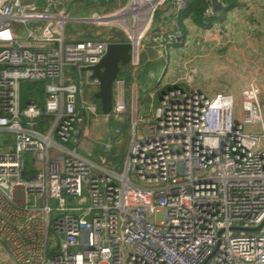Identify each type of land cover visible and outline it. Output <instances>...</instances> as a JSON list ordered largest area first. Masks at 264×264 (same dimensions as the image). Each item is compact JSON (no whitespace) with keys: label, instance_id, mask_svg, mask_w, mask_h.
<instances>
[{"label":"built area","instance_id":"built-area-1","mask_svg":"<svg viewBox=\"0 0 264 264\" xmlns=\"http://www.w3.org/2000/svg\"><path fill=\"white\" fill-rule=\"evenodd\" d=\"M44 2L0 0V246L12 264H264V123L254 87L242 89L238 119L234 95L191 86L192 68L158 79L157 105H138L140 56L149 60L152 47L168 57L185 42L186 0H125L81 19L111 33L76 40L68 0ZM110 42L130 43L133 81L127 100L116 79L102 114L91 98L99 80L86 67ZM24 80L43 82V95L30 84L19 109ZM127 106L130 138L116 170L92 156L87 130Z\"/></svg>","mask_w":264,"mask_h":264},{"label":"crops","instance_id":"crops-1","mask_svg":"<svg viewBox=\"0 0 264 264\" xmlns=\"http://www.w3.org/2000/svg\"><path fill=\"white\" fill-rule=\"evenodd\" d=\"M34 1L39 6L45 3L44 0ZM124 1L125 0H118L116 5L122 4ZM236 1V6L223 12L221 17L208 27H200L190 19H185L183 21L186 28L185 41L188 44L191 43L192 46L198 43H206L211 46L212 51L208 52V55H203L202 59L199 56L191 59L186 56L183 47L172 49L169 56L171 58L173 56V58L170 70L167 71V78H169L168 80H173L172 77H174L176 73L181 71L183 74L184 69L190 67L195 71L198 69L197 72H199V75L202 77L201 80L203 81L201 83L203 90L212 93L225 92L234 95L236 98L235 117L238 119L241 115V111H239L240 105H238L237 102L238 96H235V89L230 86L237 81L238 75H242L244 77L243 81L245 86L251 84L256 91L264 123V0ZM72 3H74L73 5L77 8L76 10L78 12L72 11L70 7ZM99 5L104 6V3L100 0H70L65 3L66 9L73 18L70 22L74 21L75 23H86L81 20L82 18L90 16L86 15L85 11H92L94 9L93 7ZM223 6L224 5L221 3L217 12H213L211 6L207 14L218 13ZM102 12H92V14H99ZM166 22L167 21H164L162 23ZM159 23H161V21L158 22L156 26L154 25L155 29ZM96 32H98V30L94 33ZM68 35L70 39L76 40V38L71 36V33H68ZM198 46L199 45H197V50H199ZM215 48L217 51H220L219 54L214 51ZM210 53H212V55ZM209 78L211 80H217L219 78L223 83L211 82ZM207 79L209 80L208 82H206ZM256 126L260 128L259 125H250V127ZM246 130L257 132L248 127ZM2 252L3 256L8 258L6 253L4 251ZM7 262L8 264H12L10 259Z\"/></svg>","mask_w":264,"mask_h":264},{"label":"rangeland","instance_id":"rangeland-1","mask_svg":"<svg viewBox=\"0 0 264 264\" xmlns=\"http://www.w3.org/2000/svg\"><path fill=\"white\" fill-rule=\"evenodd\" d=\"M68 1H70V0H68ZM116 3L117 2H113V1L109 2L108 4L104 3V6L103 5H99V6L93 7L94 9L92 11H85V13H86V15H91L92 12H102V11H104L106 9L114 7L116 5ZM73 4L74 3H72L70 5V7L72 8V11L73 12H78L76 10L77 8H75ZM162 12H163V9L159 8V11L156 13L155 18H154V25L155 26L158 24V22L161 21L160 17H161ZM109 26L110 25L101 26V25L89 24V23H75L73 21V22H69L67 24V31H68V33L72 34L71 35L72 37H74L76 39H78V38L83 39V38L92 37L94 32L97 31V30H100L102 33L109 34V33H111V30L109 29ZM153 30H155V29H153ZM115 35L118 36V37L121 36V34L119 32H115ZM198 42H199V40H198ZM149 45H151V44H149ZM197 45H199L198 46L199 50H197ZM197 45L195 44V45L192 46L191 43L188 44L185 41L181 45L175 46L172 49L183 47L184 53H186V56L188 58H191V59L197 58V56L201 57V59H202L203 55H208V52L212 51L211 46L206 44V43H201V44L198 43ZM187 47H188V49H187ZM214 51L218 52V54L220 52V51H217L216 48L214 49ZM147 52H148V56L147 55H144V56L148 57L149 60H146L143 57V55L141 54V56H140V64H139V68H138L139 69L138 74L141 77V80H140L141 83H140V88L138 90V95H139L140 91H143L142 98L141 99L138 98V100H139L138 101V105L140 106V110L142 112L146 111L150 101H152L154 105H157L159 103V99H160V96H161L160 94H161V92H163V90L165 88H162V87L158 86L157 85V81H158V79H163V80L169 79V78H167V71L170 70L171 61H172V58H173V56H172V58L169 56V59L166 56L158 58L154 54V50H153L152 47H149L147 49ZM210 54L212 55V53H210ZM146 68H147V70H146ZM191 68L192 67L184 69V73H186ZM197 71H198V69H196V71L192 74V80H191V83H190L191 86L198 88L201 92H203L205 94L206 93L213 94L212 92H206V90H203V87L201 86V83L203 82L201 80L202 77H201V75H199V72H197ZM144 73H145V75H143ZM176 75H183V74H182L181 71H179V73H176ZM176 75L174 77H172V79H174L176 77ZM83 77H84V73H83V71H81L80 78H83ZM209 80L211 82H221V83H223L221 80H219V78L217 80H215V79L211 80L209 78ZM209 80L207 79L206 82H208ZM243 80H244V77L242 75H240V76L238 75L237 76V81L232 83L231 86H230V87L235 89V93H234V94H236L235 96L236 97L238 96V98H237L238 99V101H237L238 105H240L241 90L245 86V83H244ZM169 86H167V87H169ZM176 86H180V87L186 88L187 84H186V82H180ZM84 88H85V86H84ZM151 90L154 91V98L152 100H151V98L147 97V92L151 91ZM122 118L123 117L121 116L119 121H121ZM238 118H240V116ZM108 125H109V122L108 123H104V122L99 120V122L95 123V125H93V127H88L87 138H86L87 143L88 144H93V146L96 143H101V144L109 143L110 144V148L108 150H106V148H105V151H107V152L113 147H117V148L120 147L121 148L123 145L125 147H127L128 142H129V138H130V126H129L128 130L125 133L117 134L114 138H112V137H110V135L108 133ZM247 127L252 129V130H255L257 132L260 131V128L258 126L250 127V125H247V126H245V130H246ZM93 146H92V149H93ZM107 152H106V154H107ZM92 156H94V155H92ZM1 248L2 247L0 246V264H8L7 261L9 259L6 258L5 256H3V252H2L3 249H1Z\"/></svg>","mask_w":264,"mask_h":264},{"label":"trees","instance_id":"trees-1","mask_svg":"<svg viewBox=\"0 0 264 264\" xmlns=\"http://www.w3.org/2000/svg\"><path fill=\"white\" fill-rule=\"evenodd\" d=\"M219 1L224 5L223 8L220 9L218 13H214V14L212 13L208 15L207 14L208 4L204 0H186V6L179 14L184 36L186 34V28L183 24V21L185 19H190L196 25L205 28V27L210 26L215 20L219 19L223 12H226L237 5L236 0H219ZM162 9H163L162 13H164L165 9L164 8ZM158 11L159 9L157 10V12ZM93 35L95 36V34ZM143 75H145V73ZM117 79L123 80L126 98L127 100H129L130 95H131L130 85L133 81V78L131 76V67L129 63L120 68ZM140 80H141V77H140ZM43 85H44L43 82H35L31 84L29 88V92L36 98L41 99L43 95L42 94ZM142 96H143V91H140L138 98L141 99ZM91 98L98 104V107L100 109L99 101L95 99L92 95H91ZM121 116L123 117L121 121L114 120L113 117H111L109 120L108 133L110 137L112 138H114L117 134L125 133L128 130L130 126L129 106H127L126 111ZM43 119L47 120V117L44 116ZM126 149L127 147L123 145L121 148L113 147L107 152L105 151L104 144L96 143L93 146V155H94L93 157L96 158L97 155L99 154L105 155L107 152L106 154L107 156L105 155L107 165L116 170H120L122 167L125 154H126Z\"/></svg>","mask_w":264,"mask_h":264},{"label":"water","instance_id":"water-1","mask_svg":"<svg viewBox=\"0 0 264 264\" xmlns=\"http://www.w3.org/2000/svg\"><path fill=\"white\" fill-rule=\"evenodd\" d=\"M211 6L213 12H217L221 2L219 0H211ZM130 50L131 45L128 42H110L102 59L97 64L86 67L91 70V77L99 80V88L93 93V97L99 101L102 114H108L112 109L113 85L120 68L130 62ZM31 83L30 80H24L19 83V109L29 102L28 86ZM261 225L255 229L260 228Z\"/></svg>","mask_w":264,"mask_h":264}]
</instances>
